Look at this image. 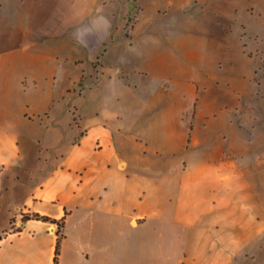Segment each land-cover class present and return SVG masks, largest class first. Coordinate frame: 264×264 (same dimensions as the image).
I'll list each match as a JSON object with an SVG mask.
<instances>
[{"label":"crops","instance_id":"crops-1","mask_svg":"<svg viewBox=\"0 0 264 264\" xmlns=\"http://www.w3.org/2000/svg\"><path fill=\"white\" fill-rule=\"evenodd\" d=\"M243 13L0 0V264H55L57 224L33 212L64 217L57 264H264V116L228 110L258 66Z\"/></svg>","mask_w":264,"mask_h":264},{"label":"rangeland","instance_id":"rangeland-1","mask_svg":"<svg viewBox=\"0 0 264 264\" xmlns=\"http://www.w3.org/2000/svg\"><path fill=\"white\" fill-rule=\"evenodd\" d=\"M233 3H236L239 7L244 8V13L242 14L243 24L245 27H249V29H241L240 32H248L246 35V39L248 36L251 37L250 39H247L250 47L245 50L250 56L254 57L255 62L258 63H256L258 66L255 67L256 74L252 77L251 80L252 90L251 88H247V92L245 93L244 106L238 107L236 109L231 108L228 110L231 111L232 114L241 117L246 122H250L253 117L264 116V34L258 33L261 29L260 24L264 19V0H233ZM119 14L120 18L123 17L124 20L122 31H125V33L128 35L129 29L133 25L136 17V10L133 9L131 12ZM226 29L228 32L232 30V21H229L228 27ZM19 226V224H13L12 229H15ZM70 242L71 236L66 240L65 247L61 256L62 260L76 259L75 255L70 252ZM134 256L137 258L144 257L145 259V255L139 252L132 253L131 264H144V260H141V263L140 260H133ZM146 257L148 264H155L153 253H147Z\"/></svg>","mask_w":264,"mask_h":264},{"label":"trees","instance_id":"trees-1","mask_svg":"<svg viewBox=\"0 0 264 264\" xmlns=\"http://www.w3.org/2000/svg\"><path fill=\"white\" fill-rule=\"evenodd\" d=\"M38 219V220H42V221H48L51 223H56L57 224V230H56V243H55V247H54V255H53V262L55 264H57L58 261V255H59V247H60V241L61 238L63 237V234L61 233V228L64 225V217H62L61 219H55L52 218L50 216L44 215V214H40L37 212H33L31 214L28 215H23L22 220H27V219ZM13 231H21V225L15 229H12Z\"/></svg>","mask_w":264,"mask_h":264},{"label":"built area","instance_id":"built-area-1","mask_svg":"<svg viewBox=\"0 0 264 264\" xmlns=\"http://www.w3.org/2000/svg\"><path fill=\"white\" fill-rule=\"evenodd\" d=\"M72 114H73V117H74V121L77 122L78 119H79V115L77 114L76 109L73 108Z\"/></svg>","mask_w":264,"mask_h":264}]
</instances>
